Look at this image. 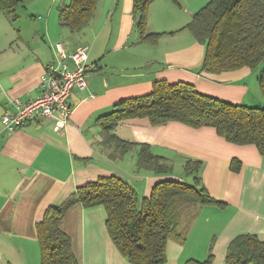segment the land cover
I'll return each mask as SVG.
<instances>
[{
    "label": "crops",
    "instance_id": "obj_1",
    "mask_svg": "<svg viewBox=\"0 0 264 264\" xmlns=\"http://www.w3.org/2000/svg\"><path fill=\"white\" fill-rule=\"evenodd\" d=\"M32 1L41 0H29L26 10ZM43 1L40 9L47 17L34 23L40 32L30 36L22 33L11 16L0 12V264H41L37 224L50 205L61 204L79 186L117 174L137 189L141 206L153 185L166 177L137 168L136 150L122 159L111 157L97 119L116 102L150 92L157 80L190 82L201 92L237 103H248V95H255L251 88L256 90V71L249 67L219 74L198 71L205 46L183 27L209 0H180V4L153 0L147 32L163 33L156 43L142 42L134 34L133 0H99L91 24L92 46L90 37L85 43L72 41V31L53 16L55 7L70 0ZM108 24L116 29L112 47L99 43ZM57 44L67 54L81 44L91 46L88 63L96 66L87 86L71 92L69 122L55 130V120L45 118L8 131L1 116L14 98L29 101L39 95L41 75L55 60ZM258 91L256 95L263 96ZM115 132L123 139L147 143L155 154L165 157L173 167L169 176L177 177L178 162L202 163L201 183L225 202L223 207L206 205L195 222L215 213L207 220L217 228L213 264H224L228 244L237 235L251 233L264 240V155L255 145L230 143L210 127L193 128L179 122L153 125L140 117L120 122ZM233 158L242 162L238 172L230 168ZM106 219L103 205L76 203L65 214L61 227L70 235L80 264H132L113 243ZM195 224L191 233L197 237L204 223ZM188 239L183 243L169 240L165 264H184L193 258L191 252L192 256L184 257Z\"/></svg>",
    "mask_w": 264,
    "mask_h": 264
},
{
    "label": "trees",
    "instance_id": "obj_2",
    "mask_svg": "<svg viewBox=\"0 0 264 264\" xmlns=\"http://www.w3.org/2000/svg\"><path fill=\"white\" fill-rule=\"evenodd\" d=\"M25 1L0 0V12L16 20L18 9L25 6ZM172 1L180 4V0ZM98 2L70 0L59 6L60 23L74 33H82L90 25ZM152 2L133 0L134 28L142 42L156 43L163 35L147 32ZM183 28L205 46L199 72L219 74L249 67L257 71L260 93L264 97V0H209ZM87 64L93 67L91 71L96 67L88 60ZM139 117L147 118L153 125L179 122L193 128L210 127L226 141L253 144L264 155V105L232 102L201 92L186 81L157 80L150 92L119 100L97 121L103 145L111 150L113 159H122L136 150L137 168L166 177L153 185L141 206L137 189L117 174L100 176L79 186L61 204L50 205L37 224L41 264H80L70 235L61 227L65 214L76 203L105 207L107 231L119 252L132 264L167 262L169 240L176 239L180 243L185 240L176 219L181 207L188 204L225 206V202L213 197L201 185L200 161L186 160V173L193 177L192 181L169 176L173 172L172 164L155 154L149 144L132 142L116 134L120 122ZM241 166L240 159H232V171H240ZM213 245L214 242L206 259L188 258L184 264H213ZM224 264H264V240L251 233L237 235L228 244Z\"/></svg>",
    "mask_w": 264,
    "mask_h": 264
},
{
    "label": "built area",
    "instance_id": "obj_3",
    "mask_svg": "<svg viewBox=\"0 0 264 264\" xmlns=\"http://www.w3.org/2000/svg\"><path fill=\"white\" fill-rule=\"evenodd\" d=\"M57 48L59 56L41 75L39 95L29 101L14 98L1 116L8 131L45 118L55 120V130L65 128L69 122L73 111L69 104L71 92L75 87L87 86L89 70L93 67L87 64L89 46H80L71 54L61 49V44Z\"/></svg>",
    "mask_w": 264,
    "mask_h": 264
},
{
    "label": "rangeland",
    "instance_id": "obj_4",
    "mask_svg": "<svg viewBox=\"0 0 264 264\" xmlns=\"http://www.w3.org/2000/svg\"><path fill=\"white\" fill-rule=\"evenodd\" d=\"M104 0H102L103 2ZM29 0L25 1V6H21L18 9L19 17L15 20L16 25L18 28H21L22 33L24 35L30 36L32 33H38L36 32V25L34 24L35 22H42L45 21V18L47 17V13L46 11H42L40 9V5L44 2L43 0L35 3V1H32L30 3V8L28 10L25 9V7L28 5ZM100 6V10H102V3L99 5ZM183 6V5H182ZM36 8H38L37 10H35ZM34 10L31 13L30 10ZM35 16V17H34ZM53 16H57L58 17V9L55 7L53 9ZM95 17L92 18L90 25L82 32V33H74L71 32V36H72V41H81L82 43H85L83 41H85L86 39H88V37H90V44L92 46V41L95 38V32H91V27L94 24L93 20ZM92 24V25H91ZM65 26V25H64ZM67 30H70L67 26H66ZM135 33L137 34L138 31L134 28ZM188 32V31H187ZM114 33L116 35V29L114 28V26L112 27L111 24H108L105 26V28L103 29V32L100 34V39H99V43H106V46L109 43L108 47H112L111 43H113V39H114ZM190 34V33H189ZM35 41H37L35 39ZM88 43V42H87ZM98 43V45H99ZM50 46V45H49ZM48 46V47H49ZM80 46H89L87 44H81L77 47ZM89 46V47H91ZM56 49V55L55 58H57L59 56V50L58 48ZM264 63H262L263 65ZM261 65V66H262ZM261 66L259 67V69L261 68ZM256 76L257 71H256ZM255 76V81L253 83L254 86H256V90L252 87L251 90L254 91L255 95H248V99L249 101H247L249 105H264V97L260 96V95H256L257 92H259V85H258V81L256 79ZM255 96L261 97L262 99L257 100ZM185 163H181L178 162L176 163V166L174 168V173L177 177L184 179L186 181H190V174L186 173V169H185ZM200 180H201V176H200ZM203 185V184H201ZM206 205H201V204H188L186 206L181 207V209L178 210L177 212V217L176 219L178 220V229L179 232L181 234L182 237H185V239H188L187 241V247H188V253L184 255V257H189L192 256L194 259H201L204 260L208 257V253L210 251V246L211 244L215 241L216 235H217V228L216 226H214L212 224V222L208 223L207 220L209 217H212L215 213H212L213 215H210L208 217H204V221L203 219L201 221H199L200 223H196L198 219V216L200 214V211L202 208H204ZM205 212L210 213L211 211H208L207 209H205ZM204 223V225L201 227V232L200 234L196 237L195 235H192V225H200L201 223ZM191 229V230H190ZM190 230V231H189ZM189 232V234H188ZM188 234V235H187ZM201 248H199L198 246H201ZM192 253V255H189V253ZM205 257V258H203ZM191 258V257H190Z\"/></svg>",
    "mask_w": 264,
    "mask_h": 264
}]
</instances>
